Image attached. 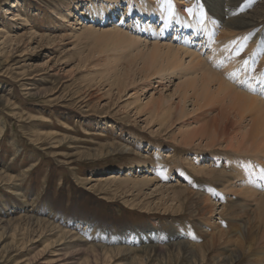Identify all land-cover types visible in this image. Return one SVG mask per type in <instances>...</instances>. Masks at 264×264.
Wrapping results in <instances>:
<instances>
[{
    "label": "rangeland",
    "instance_id": "obj_1",
    "mask_svg": "<svg viewBox=\"0 0 264 264\" xmlns=\"http://www.w3.org/2000/svg\"><path fill=\"white\" fill-rule=\"evenodd\" d=\"M147 1L152 8V2ZM221 3V23L209 9L214 23L212 41L223 45L226 29L232 36L228 45L231 59L247 65V73L255 74L264 65V0ZM79 4L82 5L81 0H0V264H95L88 251L101 246L109 251L98 252V264H216L220 255L228 256L233 251L241 256L234 264H264V233L255 226L261 218L264 222L263 213L252 206L251 212L242 215L244 223L250 222L248 215L254 212L258 220L246 225L255 244L248 251L239 246L237 234H227L231 224L240 225L238 219L232 222L235 215L241 216L239 207L234 208L232 203L234 198L227 194L220 205L211 196L221 194V182L227 179L223 177H231V160L240 161L241 157H231L220 149H184L169 140L168 135L154 134L157 127L147 129L142 121L145 117H134V110L130 109L133 105L115 107L116 96L108 98L103 92L110 87L109 82L116 84L119 78L101 74L107 69L110 59L105 57L111 52L96 54L101 40L89 30L80 29L102 28L91 23L86 12L89 4L87 9ZM192 4L199 5L200 0L177 6L188 14L195 12ZM204 9L209 12L207 7ZM251 10L258 14L253 26L232 30L226 27L229 19ZM118 11L107 28L114 25L128 31L133 23L128 20L126 5ZM93 38L100 42L95 43ZM85 60L89 61L83 64ZM125 66V62H119L117 69L121 72ZM212 70L221 71L218 65ZM128 95L121 101L128 100ZM211 117L195 119L204 122ZM63 138L67 141L61 142ZM120 146H126L128 151L113 150ZM199 154L214 155L203 157L205 160L200 163L206 164L211 176L207 171L206 176L193 171L195 156ZM245 156L251 158L250 154ZM160 162L168 168L169 176L154 180H159V186H177L178 208L175 203L166 204L164 196L153 192L155 186L140 193L121 183L125 174L141 176L138 165L146 168ZM115 179L116 183L110 182ZM204 197L218 202L214 217L206 216L209 210L201 208L198 199ZM163 204L174 205L175 209L164 213ZM148 205L149 211L143 209ZM235 209L237 214H233ZM209 232L217 242L213 241L212 250L208 247L204 260L197 249L189 252L194 253L191 257L175 244L184 241L209 245ZM124 233L132 237L158 233L161 239H168L153 244L152 252L151 247H144L149 250L145 252L147 249L142 250L133 244L135 241L118 243ZM63 234L69 238L60 244ZM171 236L176 237L173 240ZM118 248L127 252L109 255Z\"/></svg>",
    "mask_w": 264,
    "mask_h": 264
},
{
    "label": "bare ground",
    "instance_id": "obj_2",
    "mask_svg": "<svg viewBox=\"0 0 264 264\" xmlns=\"http://www.w3.org/2000/svg\"><path fill=\"white\" fill-rule=\"evenodd\" d=\"M149 1L152 2V8L149 6L147 0H81L82 5H78L87 9L89 4L90 9L86 12H88L92 19L91 23L99 25L102 28V31L92 28L80 29L89 30L93 35L95 34L96 38L98 37L101 40V43H98L100 40L96 39V41L93 38L95 43H98V47L95 48L98 50L96 54L106 51L112 54H108L105 57L108 60L110 59V62L106 64L107 69L105 71L102 70L101 74L105 73L107 76L113 75L114 77L117 75L119 78V80H116V84H114L115 82H109L110 87L103 92V95H108V98L115 95L118 102L114 106L119 107V109L123 103L128 104V106L133 105L134 107L130 109L134 110V117H145L142 121L146 123L147 129L157 127L156 132L153 130L154 134H160L161 136L168 135L169 137L167 138L169 140L184 147V149L196 148L210 152H216L220 149L224 150L226 154L231 155V157L235 155L241 157L240 161L231 160L234 162L229 163L232 166L231 177H223L227 179L221 182V194H211V196L216 198L220 202V205L222 204V198H225L227 194H231L234 198L232 203H235L234 208L239 207L241 216L237 217L238 209H235L236 211L233 214L237 215H235L236 218L232 222L238 219L240 220V225L237 226L230 223L231 226L227 229V234H237L240 239L239 246H244L245 249L250 251V248L255 244H253L248 234L251 230L247 232L246 225L257 220L255 219L256 212L251 215L252 217L248 215L250 219H248L249 223L243 222L244 217L242 215L249 213L251 207L255 206L254 208L257 209L256 207H258L264 216V174L262 173L264 171H261V168H264V65H261L255 74H250L247 73V65L243 66L233 61L231 53L228 52L229 38L232 36H229L224 27L225 30L223 31H225L226 36L223 37L226 38L225 43L218 45L212 41L213 37L211 38V34L214 23L210 17V10L215 13L214 19L221 23V17L224 14L222 0H200L199 5L192 4L190 6L191 8L193 7V10L195 9V12L191 10L188 14L182 13L178 9L177 4L182 5L184 2L189 3L191 0H184V2L182 0ZM123 4L126 5L128 20L130 19V23H133L130 26L131 29L128 31L118 30V27L114 25L111 28H107L111 24L109 22L115 18L116 13L119 12L118 10ZM204 7L208 8V13ZM257 16L258 14L253 13L251 10L248 14L245 13L239 17L229 19L226 27L230 30L235 28H250L256 23ZM137 17L141 19L139 20ZM60 18L62 17L60 16ZM77 25L81 24L78 22ZM156 25L158 27H155ZM86 61L89 60H85L83 64ZM119 62H125L126 65L125 70L121 72L117 69ZM214 65H218L222 75L220 72L217 73L212 70ZM223 75L224 77H222ZM227 78L231 81H228ZM146 94H149V96L146 97ZM127 95L129 96L128 100H126L128 102L125 100L126 103L122 102L121 99ZM126 107L125 109L128 108ZM210 115L212 117L204 120V122L199 121V119L196 120L197 117H201L202 119V117L205 118ZM163 131L165 134H161ZM64 141H67V139L63 138L61 140V142ZM120 147L113 150L128 151L126 146ZM17 152L15 156L18 155ZM245 153L250 154L251 158L248 159ZM213 156L196 155L195 166H192L195 174L197 173L200 176L205 175L206 171L209 173L210 171L205 167L206 164L200 163L205 160L203 157ZM136 169L137 173L141 174V176L125 174L121 183L126 184L129 189H135L138 192L140 190L144 191L145 188L148 189L150 186H155L153 192H158L161 196H164L166 204L175 203L177 208L180 206V203L178 204L180 200H178L179 189L177 186H159L156 182L159 180H154L161 175L169 176L168 168L164 167L161 162L154 163L151 167L146 168L144 165H138ZM210 174L211 172L209 176H211ZM102 182L104 184L105 181ZM110 182L116 183V179ZM210 198L204 197L198 200L204 211L209 210V215L206 216L214 217L215 205L218 202H214ZM180 199L182 200V198ZM143 209L149 211L150 207L148 205ZM173 209H175L174 205H164L161 211L167 213ZM221 209H223V205ZM219 213L221 211L216 214ZM262 213H260L261 216ZM256 216L258 217L257 214ZM261 221H263L262 218L255 226H257V230L263 229L262 232L264 233V222ZM183 229L186 230L185 225H183ZM258 233L260 232H257L255 235ZM210 235L212 234L209 232L208 237L212 239L209 245L191 244V246L184 241H176L177 243L175 244L178 248L190 254L191 257L194 256V253L189 252L197 249L198 254H200L199 256L204 260L203 258L206 257L208 247L211 250L214 247L213 241L215 239ZM175 237L171 236L173 240ZM67 238L69 237L63 234L58 242L62 244L65 241L63 239ZM167 239H161L158 233H144L140 237H132L124 233L119 236L118 243L135 241L133 244L138 245L142 250L151 247L150 251L152 252L156 244L162 243ZM100 248L92 247L88 251V253L90 252L93 255L95 264H98V252L102 251V254H107L106 252L109 251L102 246ZM104 249H106V252ZM125 252H127L125 248H118L117 250L110 251L109 255L118 256ZM145 252H149V250L147 249ZM239 257H241L239 253L233 251L228 256L220 255L216 264H234ZM256 260L258 261V259H255V262ZM53 263L57 262L54 261Z\"/></svg>",
    "mask_w": 264,
    "mask_h": 264
}]
</instances>
